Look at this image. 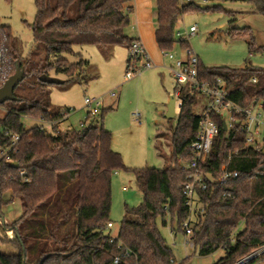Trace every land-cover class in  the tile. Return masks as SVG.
<instances>
[{
    "label": "trees",
    "instance_id": "1",
    "mask_svg": "<svg viewBox=\"0 0 264 264\" xmlns=\"http://www.w3.org/2000/svg\"><path fill=\"white\" fill-rule=\"evenodd\" d=\"M132 1L35 0L32 29L35 42L46 47L44 64L27 73L22 57L13 52L16 47L11 27L0 23V87L15 73L18 63L25 69V78L34 73L39 79L54 71L69 78L63 83L75 82L89 65L83 58L75 63L66 58L81 57L75 53L76 47L128 48L135 40L125 32L134 11ZM246 1L264 16V0ZM202 9L207 7L156 0L159 50L189 47L188 41L175 36L178 20ZM230 37L246 40L251 52L264 50L248 27L233 29ZM253 77L257 82L251 81ZM217 78L226 82L233 102L242 107L260 103L264 113L263 68L208 67L200 60L199 79L213 82ZM181 99L171 136V165L164 169L124 164L121 154L112 148V134L103 123L113 107L101 109L96 116L88 115L82 127L64 132L57 131L56 125L71 109L51 111L41 100L11 108L0 117V246L9 245L18 252H0V264H114L116 257L118 264H174L173 251L157 221L161 219L166 226L169 219L174 235L185 232L183 223L191 212L183 187L192 172L185 165L195 158L191 144L203 118V113L194 112L196 94L184 89ZM25 117L51 124L56 133H48L42 124L26 128ZM216 121L219 132L206 161L200 164L208 176V188L198 191L203 210L194 214L193 248L200 256L223 249L225 255L214 264H238L264 246V154L247 146V131L239 124L225 130L224 120ZM12 135L19 139L7 159L1 152L12 146ZM223 165L238 173L225 185L217 181ZM119 170L134 175L143 201L138 207H125L118 235L111 242L106 231L112 223V178ZM16 199L21 202L22 214L6 222L3 209ZM260 256L243 264H258L264 260V253Z\"/></svg>",
    "mask_w": 264,
    "mask_h": 264
},
{
    "label": "rangeland",
    "instance_id": "2",
    "mask_svg": "<svg viewBox=\"0 0 264 264\" xmlns=\"http://www.w3.org/2000/svg\"><path fill=\"white\" fill-rule=\"evenodd\" d=\"M196 5H203L207 9L190 12L179 19L175 33H184L190 27L196 25V34L186 37L189 48L199 56L200 60L208 67L243 68L251 65L264 69V50L251 52L246 40H234L230 37L233 29L250 28L258 45L264 46V16L255 12L254 6L246 0H199ZM37 13L35 0H0V23L11 27L15 49L14 54L20 55L24 67L29 73L44 64L47 52L43 43L35 42L32 25ZM126 28L125 32L127 31ZM178 39V37H177ZM83 46L76 47L75 53L66 55V58L75 63L83 58L89 61L85 70L79 74L75 82L62 84H48L40 81L33 74L28 75L15 89V95L23 97V100L7 101L0 107V117H4L11 108H23L31 100H41L48 104L51 111H58L65 107L71 109L69 116L56 125L57 131L79 129L84 122L88 107L85 98H100L103 101L101 109L109 110L103 120L104 126L112 131L113 148L121 154L124 164L129 168H168L171 165L172 130L176 126L177 116L172 119L165 117L167 107L153 115L152 109L160 99L164 85L171 92L174 83L169 74L165 80L155 78V84L147 87H138V81L144 74H149L150 69L144 70L131 79L125 76L127 70L128 51L125 56L123 48ZM176 57H184L185 50L176 46L173 50ZM125 57V59H124ZM170 63L166 60V67ZM156 69V68H154ZM159 71V69H157ZM65 82L69 78L64 74H55ZM44 84V85H43ZM43 85V86H41ZM44 90V92H42ZM116 96L112 97L111 94ZM168 104V102H167ZM207 104V98L201 94L196 95L194 112L201 114ZM152 108V109H151ZM261 109V104L256 106V111ZM147 111V112H146ZM135 112H140L142 125L139 126L133 117ZM151 114V116L148 114ZM23 122L26 128L43 125L48 133L55 134L54 127L49 123L25 117ZM163 125L162 135L156 139L158 130L155 124ZM159 149L162 157L158 156ZM123 187L126 190H123ZM143 201V195L139 190L134 175L125 170L117 171L112 178V228L106 233L111 237L118 235L120 223L125 216V207H138ZM199 206V204H197ZM4 219L11 222L22 214V206L19 199L3 209ZM196 219L193 218V224ZM158 228L174 254V264L187 260L185 264H214L225 255L223 249L213 254L200 256L194 248L187 246L183 233L174 235L170 220L167 225L157 221ZM243 224L240 226V230ZM12 236L11 232H8ZM2 231L0 230V236ZM5 252L13 250L10 246L3 247ZM2 252V251H0ZM260 256V255H259ZM261 257V256H260ZM240 262V261H239ZM243 264V263H242ZM258 264H264L261 260Z\"/></svg>",
    "mask_w": 264,
    "mask_h": 264
},
{
    "label": "built area",
    "instance_id": "3",
    "mask_svg": "<svg viewBox=\"0 0 264 264\" xmlns=\"http://www.w3.org/2000/svg\"><path fill=\"white\" fill-rule=\"evenodd\" d=\"M197 1L199 0H180V3L190 4L196 3ZM196 29L197 27L194 25L184 33L178 31L175 33V36L176 38L178 37V39L187 41L186 37L189 38L195 35ZM127 49V70L125 73L127 79H131L137 74L142 73L144 70L151 69L155 66L154 62L149 57L146 48L140 40L135 39ZM184 50V57H176L173 51L162 52V56L172 62V65L168 66L167 68L175 85L172 96L175 98L176 116H178V113L182 108L183 101L181 99V95L184 89H188L191 95L201 94L207 98V104L203 111V118L200 121L197 137L191 144L195 158L192 162L185 165L186 169H192V172L189 175L190 181L187 182L183 187V194L187 199L186 205L189 207L191 213L188 219L183 223V228L185 230V244L193 248L194 214L197 210H203V206L198 202V191L206 190L208 188V182L205 180V178L208 176L200 170V164L206 161L212 149L213 140L219 132L216 118H222L227 129L239 124L241 129H245L247 131V146L253 147L256 151L263 152L264 113L261 109L256 111V106L242 107L233 102L228 97L229 88L227 87L226 82L222 79L217 78L213 82L199 79V56L196 55L189 47L184 48ZM251 81L257 82V78L253 77ZM111 96L115 97L116 94L112 93ZM85 105L89 109L87 116H96L101 111L103 101L100 98L87 97L85 98ZM133 117L138 124L142 123V114L140 112H135ZM83 125L84 123H81V127ZM12 138V146L6 151L1 152V155L5 156L7 159H9L10 153L15 151L14 146L19 139V136L12 135ZM21 174H24V172L22 171ZM237 176V172L230 170L227 165H223L217 181L219 184L225 185L229 183L231 179L236 178ZM209 179L212 178L209 177ZM197 204H199V206ZM112 226V223L108 224L109 228ZM116 237L110 236L111 242H113ZM262 253H264V246L249 256L243 258L238 264L245 263L255 256L261 255ZM118 262L119 258L116 257L114 264H118Z\"/></svg>",
    "mask_w": 264,
    "mask_h": 264
},
{
    "label": "crops",
    "instance_id": "4",
    "mask_svg": "<svg viewBox=\"0 0 264 264\" xmlns=\"http://www.w3.org/2000/svg\"><path fill=\"white\" fill-rule=\"evenodd\" d=\"M131 5L133 6L134 11L131 15V21H130V24H129L128 29L126 31V34L133 39H137V40L141 41V43L146 48V51H147L149 57L151 58V60L154 62V65H155L154 67H152L150 69L149 74H144L138 81H136V85L138 87L144 88L147 86L149 87L151 85H154L155 82H157L159 80V78L163 82V80H165V78H166V74L170 75L167 67L172 65V62L170 61L169 64L167 63L168 66L166 67V60L167 59H165L162 56V52L159 50V47H158V44L156 41L155 33H156L157 28H158L156 0H133ZM181 18H179V19H181ZM116 48L118 50H120V48H123L121 50L124 51L125 56H126L127 50H128L126 47H116ZM117 49H114V53L116 52ZM124 59H125V57H124ZM154 68H156V69H154ZM157 69H159V71ZM155 78L157 79V81H155ZM170 78H171V75H170ZM171 80H172V78H171ZM174 89H175V85L173 87V90L171 92H169L167 86L164 85L163 92L161 93L160 99L156 103V108L155 109L151 108L152 109L151 113H153V115L154 114L156 115L159 110L165 109V107L168 106L167 102L169 103ZM148 114L151 116V114L149 112H148ZM142 117H143V115H142ZM142 124L143 123L138 124V125L141 126ZM155 125H156V129L158 130V133L156 135V139H158L164 131L162 128L163 125L158 124V123ZM108 130L112 134V131L110 129H108ZM113 142L114 141H113V136H112V148L114 145ZM156 150H157L156 152H157L158 156L162 157L160 150L159 149H156ZM123 190L125 191L126 188L123 187ZM3 247L9 248V245H1L0 246V251H2V253H4V254L14 255V254L18 253L17 250H15L11 246L10 247L13 250L9 251V249H8V252H5Z\"/></svg>",
    "mask_w": 264,
    "mask_h": 264
},
{
    "label": "water",
    "instance_id": "5",
    "mask_svg": "<svg viewBox=\"0 0 264 264\" xmlns=\"http://www.w3.org/2000/svg\"><path fill=\"white\" fill-rule=\"evenodd\" d=\"M201 8H204L203 5H200ZM25 78V69L21 67V64L18 63L16 65V71L13 75H11L3 84L2 87H0V105L6 103L7 101L16 100V97L14 95L16 87L23 81ZM40 81L48 83V84H62L63 81L59 80L56 77L48 76V75H42L40 77ZM165 117L167 119H172L176 117L175 112V98L174 96L171 97L168 106H167V112L165 114ZM224 129L226 130V125H224ZM264 154V150H263ZM14 166H18L16 162L13 163Z\"/></svg>",
    "mask_w": 264,
    "mask_h": 264
}]
</instances>
